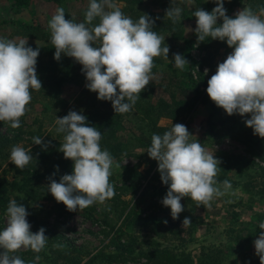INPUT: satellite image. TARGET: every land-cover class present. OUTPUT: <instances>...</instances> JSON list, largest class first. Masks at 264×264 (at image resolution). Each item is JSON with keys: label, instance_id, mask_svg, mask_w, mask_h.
Segmentation results:
<instances>
[{"label": "clouds", "instance_id": "obj_1", "mask_svg": "<svg viewBox=\"0 0 264 264\" xmlns=\"http://www.w3.org/2000/svg\"><path fill=\"white\" fill-rule=\"evenodd\" d=\"M214 3L216 7L211 12L198 8L192 13L197 44L210 38L226 42L232 51L207 80L206 93L227 115L247 114L250 118L244 121L246 127L252 129L253 135L264 138V8L257 14L244 7L230 17L224 0ZM181 12L176 0H170L165 16L176 24L181 22ZM153 24L147 14L134 22L115 0H89L84 22L79 23L66 19L64 9L59 7L48 22L50 43L55 49L53 58L59 61L62 54L72 58L82 66L87 90L96 93L98 100L111 101L114 113H128L153 79L154 58L168 60L169 46L164 43L165 37L153 31ZM38 56L39 48L27 46V39L16 42L0 38V121L12 129L20 127L32 91L42 88L36 72ZM169 62L181 70L189 64L178 53ZM55 125L56 133L63 135L58 150L72 161V172L61 176L59 182L49 177L47 191L70 212L95 203L105 204L115 195L110 183L114 158L101 149V131L89 126L85 115L72 110L62 118L56 117ZM190 136L193 135L187 127L177 123L163 135L153 134L146 151L158 164L162 184L167 185L161 203L170 209L173 220L184 211L183 198L191 199L197 207H211L214 198L223 197L232 187L228 180L218 186L221 161L199 142H190ZM32 139L33 144L43 143L41 137ZM32 159L30 148H11L9 161L18 169L23 170ZM28 215L24 204L9 201L6 227L0 231V264H26L14 253L25 249L38 254L45 248L49 240L45 229L41 227L33 233ZM189 224L190 219L185 217L182 225ZM258 228L264 230V221ZM253 243L254 254L264 264V231ZM40 259L35 255L29 264H39Z\"/></svg>", "mask_w": 264, "mask_h": 264}, {"label": "rangeland", "instance_id": "obj_2", "mask_svg": "<svg viewBox=\"0 0 264 264\" xmlns=\"http://www.w3.org/2000/svg\"><path fill=\"white\" fill-rule=\"evenodd\" d=\"M115 2L119 7L124 4L120 0H115ZM225 3L224 8H226ZM69 4L70 12L74 15L75 21L79 23L81 8L77 7L78 2L72 0ZM176 4L182 9L181 22L177 23L190 24L186 27L185 32L188 36L193 23L190 20L194 17L192 16L195 11L194 0H176ZM169 6L170 0H146L141 10L148 16L158 15L171 21L165 16V10ZM4 7V2H0V20L19 16L22 20L32 21L31 15H28L26 11L16 14ZM33 7L35 16L42 21H50L53 12L44 0L36 1ZM244 7H250L255 13L260 14L259 10L264 8V0H240L235 6L226 8V15L234 17L235 13ZM261 18L264 19V15ZM220 22L218 20V23ZM168 33L170 34V31ZM166 43L170 49L168 60L172 61L173 54L182 53V45L178 46L171 41ZM231 51L232 49L226 45V42L206 38L204 42L196 43L191 52L194 58V65L190 69L193 76L192 82L180 85V79L177 80V76L181 69L176 68L174 62L170 63L163 57H161L163 64H156L157 66L152 69L153 79L151 82L157 85L162 83V86L159 87H165L174 94H179L185 85L194 84L206 91L207 80L215 74L218 63H222ZM184 69H187L186 65ZM205 69L208 70L207 73H205ZM166 92L164 90L162 94H166L164 97L170 98L169 93ZM75 93L76 86L70 83L63 85L61 96L69 100L70 103L73 101ZM44 107L51 106L43 99H38L37 102L27 105L28 114L24 121L30 128L21 123L22 133L17 138L16 145L31 150L35 144L31 141L33 136L29 131H32L40 122L42 123L40 132L45 133L44 129L49 128V125L55 122L56 117L60 118L52 110H44ZM145 108L146 106L141 104L137 110H134L133 107L130 112L125 113L123 116L124 126L113 136L115 143L117 140H124L126 147L123 152L114 157L110 183L114 186L115 195L105 204L95 203L83 210L78 209L77 212H70L63 203L57 205L54 202L55 199L46 187L49 181L48 177H51L53 173L61 177L72 172V161L65 159L63 153L58 150L60 143L63 142L62 138H49L45 143L46 148L42 146L30 152L33 157L32 161L34 159L40 161V153L43 152L49 164L44 169V165L38 163L39 175H33V179H31V182L38 187H23V196L31 200L26 208L29 213L27 220L31 224L30 230L33 233L43 227L49 240L45 248L38 254L31 250L20 249L14 255L19 256L26 263L33 261L35 255H39L41 257L39 264H86L97 254L99 255L94 259L97 264H146L147 257L144 254L152 249L148 244V240L152 238L159 241L158 248L169 247L180 255L181 253L189 254L195 262L200 259L201 251L218 248L222 250L220 256L223 257L220 264H260L259 257L254 254L253 242L258 238L259 233L264 231L258 228L259 223L264 219V171H262L264 162L249 154L251 145L244 143L242 137L237 138L239 133L213 125V122L218 119V115L209 117L212 111L209 103H198L180 122L193 135L189 138L190 142H199L218 160L215 151L241 155L250 162L241 160L230 166L228 170H224V162L221 161L218 165L221 170L216 177L218 186H222L220 182L228 180L232 185L231 189L223 197L214 198L211 201V207H197L191 199L183 198L181 204L184 206V211L179 214L178 219L173 220L170 209L161 203L167 192V186L160 180V174L157 171L158 164L156 162V165H151L154 160L148 156L147 149L139 146L140 141L135 137L141 136L138 125L134 126V124L141 120V117H145L146 113H143L146 111ZM158 123L172 126L178 122L174 123L170 118H161ZM11 145L13 144L9 146ZM9 163V158L5 159L0 169L3 165L7 168ZM116 163L119 164V167L115 166ZM124 165L137 166V170L140 172L142 185L136 192L130 185L125 189L120 187L125 181L122 173ZM130 179L129 177V181ZM125 184L128 182L125 181ZM137 200L140 209L134 208L137 205ZM123 210L124 212L121 213ZM125 212L130 215L132 212L134 213L131 215L130 224L119 230ZM164 217H167L170 223H164ZM185 217L190 219L191 224L182 225ZM255 217L259 222L253 221ZM103 221H107L108 225L113 228L109 229ZM6 223V212L0 210V231L6 227ZM239 233H247V236L251 238L248 245L249 251L252 253L250 260L248 257H241L231 251L237 246ZM116 237L125 241L129 248L134 249V252L127 253L126 251L123 256L106 260L104 258L108 253L115 254L110 241ZM230 243H235V246H231ZM55 244H62L63 248L53 247ZM154 261L151 259V262Z\"/></svg>", "mask_w": 264, "mask_h": 264}, {"label": "trees", "instance_id": "obj_3", "mask_svg": "<svg viewBox=\"0 0 264 264\" xmlns=\"http://www.w3.org/2000/svg\"><path fill=\"white\" fill-rule=\"evenodd\" d=\"M36 1L38 0H0V2H4V8L8 11H11L12 13L16 12V14L26 11L32 18V21L30 22L22 20L19 16L3 18L0 20V38L14 40L16 42L20 39H27V46L32 47L34 50L39 48L36 72L38 79L41 81L42 88L39 91H32V100L30 103L37 102L38 99L46 100L51 107H44V110H52L53 113L59 115L60 118L67 115L70 110L77 111L85 115L87 117L88 125L95 126L102 133L100 141L101 149L109 151L113 158L117 157L121 152H123V150H125L126 143L123 142L124 140H117V143H115L113 141V136H115L118 130L124 126V114L114 113L111 101L98 100L96 93L90 92L86 89V80L81 71L82 66L80 64L76 63L72 58L67 57L64 54L61 55V59L59 61L53 58L55 49L50 43V29L48 28V22L40 20V18L33 14V6ZM44 1L50 7L53 15L55 14L57 8L62 7L65 12V18L76 22L74 15L70 12L71 8L69 3L72 0ZM76 1L79 4L77 7L81 8V14L79 16L81 20L80 22H84V13L88 7L89 0ZM120 1L124 3L120 7L122 12L126 16L132 18L134 22L143 15L141 7L145 5L146 0ZM239 1L240 0H224V2H226V8L235 6ZM194 4L195 10L201 8L208 12H211V10L216 7L214 0H194ZM149 17L154 20L153 31H156L160 36L165 37V45L169 46L166 43L167 41H171L173 44H177L178 46L179 44L182 45L181 54L189 64H186V70L184 69L180 70V73L178 72L179 75L177 76V80L180 79V85L182 83L187 84L192 82L193 76L190 73V69L194 65V58L191 52L197 43V38L194 33L196 18L193 17L190 20L191 22L193 21V23L190 27V33L186 36V27L190 24H173L171 21L165 20L163 17L158 15ZM93 23H98V20ZM168 31H170V34ZM156 64H163L161 57L154 58V65L157 66ZM67 83L76 86V93L71 103L69 100H66L61 96L63 85ZM160 84L161 85H157L153 82L149 83L145 90L140 93V99H138L133 106L134 110H137L141 104L144 105V107L146 106V111L143 112L146 113L145 117H141V120L136 121L134 124V126L138 125L140 130L141 136L137 135L135 137L140 141L139 146L141 148L148 149L151 146V137L153 134L163 135L165 131L171 129V125L159 124V119L170 118L174 123H180L190 110H192L198 103H209L212 107L209 117L215 114L218 115V119L213 122V125L221 126L227 131L231 130L239 133L237 138L242 137L244 143L251 145V149L248 151L249 154L264 162V138L253 135L252 129L246 127L244 121L250 118L247 114H245L244 117H241L238 114H233L231 116L227 115L222 108L217 107L210 100L206 91L200 89L199 85H185V87L181 88V92L179 94H174L171 91H168V89H165V87H159L162 86V83ZM190 87L193 88L191 91ZM164 90L169 93L170 98L164 97L166 95L162 94ZM27 114L28 113L26 112V114L20 118V125L23 123V125L25 124V127L30 128L24 121L27 118ZM55 128L56 125L54 122L52 125H49V128L44 129L45 133H41L42 123L39 122L38 126H36L32 131H29L31 136L41 137L43 141L42 145L35 144V146L31 148L30 152L35 148L44 146L49 138L54 137L63 139V135L56 133ZM21 133L22 126L17 129H12L9 124L0 121V168L4 160L10 157L11 148L16 146L15 142ZM31 141H33L32 138ZM10 144L13 145L9 146ZM215 156H217L220 161L224 162V170H228L230 166L238 161L248 160L241 155L220 151H215ZM45 157L46 156L43 152L40 153V161L34 159L23 170L18 169L11 162L7 168L3 165L2 169H0V210L2 212H6L9 201L13 199L16 200L17 204H24L26 208L28 207L31 200L23 196V187H38V185H34L31 182V179H33V175H39V170H37L39 169L38 163H41V165L43 164L44 169L48 166L49 161H47ZM152 162V166L156 165L155 160ZM247 162H250V160ZM262 171H264V169ZM122 173L128 184H125L124 181L120 187L125 189L130 185L133 187V191L136 192L138 187L142 185L140 180L141 175L137 170V166L124 165L122 166ZM51 177L56 182H59L60 180V176L58 174L52 175ZM129 177L131 178L130 181ZM47 184H49V181ZM54 202L57 205L59 204L56 201ZM136 203L137 205L134 208L140 209L138 207L139 201L137 200ZM134 208L132 207V210ZM124 210L121 211V213L124 212ZM134 212L136 213V211ZM134 212H132L131 215H133ZM235 214L237 215V213ZM123 215V221L119 230L128 226L132 218L127 212ZM256 217L253 218V221L259 222ZM165 220L167 223H170L167 217H164V221ZM103 222L107 225L109 224L107 221ZM108 227L109 229L113 228L109 225ZM237 239V246L231 251H233L236 255H241V257H248L250 260L252 253L249 251L248 245L251 238L247 236V233H239ZM110 242L114 247L113 250L115 254L113 255V253H108L105 258L103 257L106 260L113 259V257L123 256L126 251L127 253L129 251L131 253L134 252L133 248H129V245L125 241L119 240L118 237L111 239ZM148 244L152 249H150V251H146L144 254L147 257L146 264H220L223 260V257L220 256L222 250L218 248L201 251L200 259L195 262L189 254L185 255L181 253L180 255L169 247L158 248L160 245L159 241L152 238L148 240ZM230 244L231 246H235V243ZM98 255L99 254L94 255L87 261L86 264H97L94 262V259ZM151 259L155 261L151 262ZM255 262L257 261L255 260ZM251 263H254V261H251Z\"/></svg>", "mask_w": 264, "mask_h": 264}]
</instances>
